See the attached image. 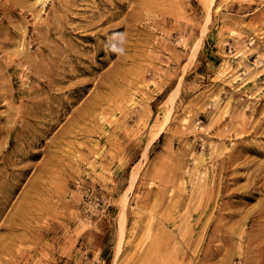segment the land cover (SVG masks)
I'll return each mask as SVG.
<instances>
[{
	"label": "rangeland",
	"instance_id": "374dc122",
	"mask_svg": "<svg viewBox=\"0 0 264 264\" xmlns=\"http://www.w3.org/2000/svg\"><path fill=\"white\" fill-rule=\"evenodd\" d=\"M0 264H264V0H0Z\"/></svg>",
	"mask_w": 264,
	"mask_h": 264
},
{
	"label": "clouds",
	"instance_id": "9594fccd",
	"mask_svg": "<svg viewBox=\"0 0 264 264\" xmlns=\"http://www.w3.org/2000/svg\"><path fill=\"white\" fill-rule=\"evenodd\" d=\"M120 36V40H121V43H124L125 41V34L121 33L119 34ZM110 50L114 53H117V54H120V55H123L124 54V48L123 47H116V46H111L110 47Z\"/></svg>",
	"mask_w": 264,
	"mask_h": 264
},
{
	"label": "bare ground",
	"instance_id": "6f19581e",
	"mask_svg": "<svg viewBox=\"0 0 264 264\" xmlns=\"http://www.w3.org/2000/svg\"><path fill=\"white\" fill-rule=\"evenodd\" d=\"M131 175H133L132 173H131ZM135 176V175H134ZM131 177V179L133 178V176H130ZM135 178V177H134Z\"/></svg>",
	"mask_w": 264,
	"mask_h": 264
}]
</instances>
